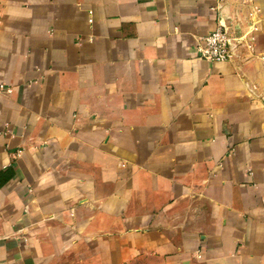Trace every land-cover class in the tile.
<instances>
[{"label":"crops","instance_id":"1","mask_svg":"<svg viewBox=\"0 0 264 264\" xmlns=\"http://www.w3.org/2000/svg\"><path fill=\"white\" fill-rule=\"evenodd\" d=\"M0 264H264V0H0Z\"/></svg>","mask_w":264,"mask_h":264},{"label":"built area","instance_id":"2","mask_svg":"<svg viewBox=\"0 0 264 264\" xmlns=\"http://www.w3.org/2000/svg\"><path fill=\"white\" fill-rule=\"evenodd\" d=\"M253 40V31L237 33L220 25L200 37V43L197 46L198 55L209 61L227 60L234 47L240 45L251 46Z\"/></svg>","mask_w":264,"mask_h":264}]
</instances>
